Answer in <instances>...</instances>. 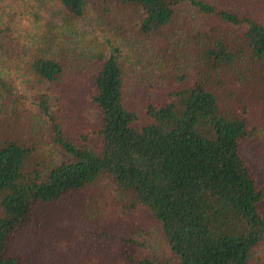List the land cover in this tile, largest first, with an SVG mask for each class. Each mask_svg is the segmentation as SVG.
<instances>
[{
	"label": "trees",
	"instance_id": "16d2710c",
	"mask_svg": "<svg viewBox=\"0 0 264 264\" xmlns=\"http://www.w3.org/2000/svg\"><path fill=\"white\" fill-rule=\"evenodd\" d=\"M249 1L0 0V264H26L15 241L43 205L102 236L145 213L168 249L142 256L138 234L104 263L264 264ZM80 104L95 123L67 122Z\"/></svg>",
	"mask_w": 264,
	"mask_h": 264
},
{
	"label": "rangeland",
	"instance_id": "374dc122",
	"mask_svg": "<svg viewBox=\"0 0 264 264\" xmlns=\"http://www.w3.org/2000/svg\"><path fill=\"white\" fill-rule=\"evenodd\" d=\"M249 4L257 10L254 12L255 14L264 13V0L249 1ZM133 11L131 8L124 9V12L132 15L131 20L134 18ZM254 84L262 88L259 90L264 92V85L261 82ZM255 106L257 107L253 108L252 128H258V133H260L264 130V126L261 125L264 123V112L262 108H259V102ZM76 109L74 116H70L69 113L66 115L69 124L82 126L84 123L93 124L96 122L97 110L94 107L89 104H80V106H76ZM245 149L258 176L259 185L262 186L264 184V151L252 145H248ZM255 149H259L260 152ZM61 159L62 156L56 157L57 161ZM61 212L62 209L58 206L43 205L39 207L34 225L18 235L15 241V252L25 258L26 264H113L112 260L104 263L103 256L111 259L115 255L117 258L121 248L123 249V245L119 241L123 238L124 240L134 237L138 239V234L141 247L133 248L131 246L130 250L136 249L137 253H141L142 256L157 255V257H161L168 253L161 233L154 229L155 226L152 230L148 229L152 222H149V216H145V213L140 214L145 218L143 226L138 222L134 223L132 217L131 223L125 222L116 225V227L114 225L106 227L107 235L102 236V231L92 229L82 217L74 216L63 220ZM117 214L114 213L109 218ZM143 227L144 229L141 230ZM104 241L105 243L102 244ZM59 248H63V254L57 256ZM259 256L264 258V250L260 251Z\"/></svg>",
	"mask_w": 264,
	"mask_h": 264
}]
</instances>
